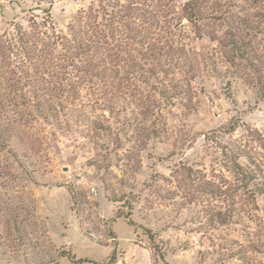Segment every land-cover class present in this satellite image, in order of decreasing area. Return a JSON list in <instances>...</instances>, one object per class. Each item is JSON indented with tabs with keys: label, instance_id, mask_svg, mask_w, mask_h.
<instances>
[{
	"label": "rangeland",
	"instance_id": "1",
	"mask_svg": "<svg viewBox=\"0 0 264 264\" xmlns=\"http://www.w3.org/2000/svg\"><path fill=\"white\" fill-rule=\"evenodd\" d=\"M0 264H264V0H0Z\"/></svg>",
	"mask_w": 264,
	"mask_h": 264
},
{
	"label": "trees",
	"instance_id": "2",
	"mask_svg": "<svg viewBox=\"0 0 264 264\" xmlns=\"http://www.w3.org/2000/svg\"><path fill=\"white\" fill-rule=\"evenodd\" d=\"M120 8L122 6H119ZM115 8V7H114ZM121 13V9L115 10L114 12H111L110 19L113 22V20L115 18H119L121 19L122 16H120ZM96 22H94L95 24ZM77 21L76 19L74 20V23H72V25L69 26L70 29V34L71 37L67 38V37H58V36H52V38H54L53 44H59L69 55L70 57L68 58H76V57H80V56H84V54H86L88 51H90V47L85 45V41L89 42H93V38H96L97 35H99L98 31H97V25L95 24H90L87 25L88 28L85 30L84 26L82 27V29H78L77 26H81V25H77ZM111 23L110 25L108 24L107 28L109 30H113L111 28ZM27 34L22 33L21 31H18V36L19 39L22 41L23 39H25V37ZM57 38V39H55ZM27 43V42H25ZM37 48V46L35 45V49ZM128 225H131V222L128 220ZM70 260L74 261V257L71 256L69 258ZM115 260V252H112L111 257H110V263H113ZM84 262L85 260H79Z\"/></svg>",
	"mask_w": 264,
	"mask_h": 264
}]
</instances>
